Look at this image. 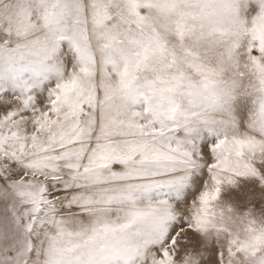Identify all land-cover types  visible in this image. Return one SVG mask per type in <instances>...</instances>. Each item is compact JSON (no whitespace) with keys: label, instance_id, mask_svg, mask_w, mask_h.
I'll return each instance as SVG.
<instances>
[{"label":"snow or ice","instance_id":"1","mask_svg":"<svg viewBox=\"0 0 264 264\" xmlns=\"http://www.w3.org/2000/svg\"><path fill=\"white\" fill-rule=\"evenodd\" d=\"M0 264H264V0H0Z\"/></svg>","mask_w":264,"mask_h":264}]
</instances>
